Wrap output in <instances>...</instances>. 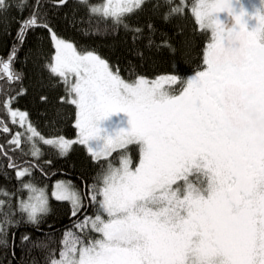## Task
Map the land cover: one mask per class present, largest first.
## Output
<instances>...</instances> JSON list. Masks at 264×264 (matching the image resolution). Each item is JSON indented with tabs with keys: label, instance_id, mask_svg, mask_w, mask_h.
Returning a JSON list of instances; mask_svg holds the SVG:
<instances>
[{
	"label": "snow or ice",
	"instance_id": "snow-or-ice-1",
	"mask_svg": "<svg viewBox=\"0 0 264 264\" xmlns=\"http://www.w3.org/2000/svg\"><path fill=\"white\" fill-rule=\"evenodd\" d=\"M67 3L53 0L54 7ZM79 3L87 5V0ZM147 3L104 0L88 6L89 20L95 19L98 31L101 24L105 32L122 26L135 44L144 30L130 26L126 18ZM26 6L27 0L16 5L21 13ZM9 7L7 0H0V14ZM262 9L264 0L253 13L241 0H196L191 8L194 22L210 38L195 73L185 76L178 69L149 79L133 70L134 78L125 79L119 65L96 50L78 48L59 36L42 0H34L29 15L16 21L9 54L0 58V79L9 84L22 81L14 68L18 51L30 32L47 30L54 52L44 67L64 86L61 103L75 106L76 137L46 138L27 112L12 106L25 90L5 94L3 111L22 131L7 141L19 156L14 159L2 145L0 155L28 196L13 205L14 193L0 189V243L7 247L8 228L18 222L17 212L20 222L39 226L50 211L46 186L24 181L36 170L43 172L40 145L51 146L59 156L82 145L101 172L92 184L85 183L83 192L71 181L54 185L51 197L70 204L77 231H65L59 258L49 252L46 264H264ZM183 10V0L170 8L171 13ZM221 13L227 17L222 19ZM249 20L255 21L251 30ZM147 28L149 49L175 54L169 38L157 43L153 25ZM136 54L143 57L142 51ZM121 113L128 117L126 127L121 121L103 123ZM0 132H11L3 119ZM129 146L139 151L135 166ZM43 163L50 165L51 160ZM85 200L94 208L92 216L87 215ZM30 240L27 234L21 236L22 243ZM32 246L43 247L40 241Z\"/></svg>",
	"mask_w": 264,
	"mask_h": 264
},
{
	"label": "trees",
	"instance_id": "trees-1",
	"mask_svg": "<svg viewBox=\"0 0 264 264\" xmlns=\"http://www.w3.org/2000/svg\"><path fill=\"white\" fill-rule=\"evenodd\" d=\"M10 7L6 14H0V58L9 54L15 32L16 21L27 17L32 10L34 0H27L23 13L16 7L21 0H7ZM104 0H87V5L79 0H68L66 5L54 7L53 0H42L48 13L50 26L61 37L73 41L78 48L96 50L101 56L113 65H119L121 76L125 79L134 78L132 71L153 79L160 75L173 74L179 69L181 74L188 76L196 71L203 62V49L210 38V33L198 30L191 8L196 0H183V12L171 13L170 8L181 5L182 0H148L143 10L126 18L130 26L143 28V38L135 44L131 33L121 26L116 32L103 31L101 24L97 30L95 19L89 20V5H99ZM169 14L165 21L163 16ZM110 23V22H109ZM148 24H152L155 35L153 39L159 43L167 37L175 46L176 52L171 55L167 49L157 52L155 48L149 49L147 38ZM137 50L143 52V57L136 54ZM54 52L52 42L47 30L38 29L28 34L27 40L19 49L14 64L15 70L23 77L22 81L9 84L6 79H0V119H3L11 129L10 133L0 132V145L15 159L19 152L13 153L7 141L12 134L22 131L12 124L2 108L5 94L16 95L22 87L25 92L16 97L12 105L29 114V119L46 138L63 135L67 139H75L76 129L75 106L61 103L60 97L65 95L64 86L57 77L50 75L44 67ZM41 97H46L42 100ZM44 155L40 160L43 172L36 170L31 177H25V182H31L37 187H45L49 195L50 211L42 218L39 226L21 221V215L16 213L14 219L18 221L8 228V245L0 243V264H46L49 252H54L59 258V251L63 247L64 233L73 228L77 217L71 216V206L68 202H61L51 197V192L57 181H71L77 190L84 191L86 184H92L101 172L100 164L94 163L82 145H74L66 156H59L51 146L40 145ZM129 155L133 166L139 160V151L135 146H129ZM27 150V149H26ZM117 154L113 153V157ZM30 159V157H24ZM51 160L50 165L44 161ZM19 162V161H18ZM118 163V161H117ZM8 160L0 155V189L14 193L12 203L15 205L19 199H26L28 192L22 189L21 183L16 180L15 172L7 168ZM7 174V176L5 175ZM46 173V174H45ZM0 199L4 197L0 196ZM84 203L88 205V201ZM7 211V209H4ZM94 208L87 207V215L92 216ZM79 219L84 218V212L78 213ZM2 218V215H0ZM26 221V217H24ZM15 233L13 242L12 234ZM27 234L31 240L21 242V236ZM4 237L0 235V240ZM33 241H40L43 247H33Z\"/></svg>",
	"mask_w": 264,
	"mask_h": 264
},
{
	"label": "rangeland",
	"instance_id": "rangeland-1",
	"mask_svg": "<svg viewBox=\"0 0 264 264\" xmlns=\"http://www.w3.org/2000/svg\"><path fill=\"white\" fill-rule=\"evenodd\" d=\"M241 3L244 5V7H245L247 12L253 13L256 10L257 6H258L259 0H241ZM220 16H221L222 19H224L225 17H227V13H221ZM248 25H251L252 28L255 27V21L254 20H249L248 21ZM66 40H68V39H66ZM68 41H71V40H68ZM71 42H73V41H71ZM127 120H128V117L125 114L121 113V114H119L117 116L111 117L110 121H105L103 123L104 124H112L113 122L121 121L122 122L121 126H125L126 127L127 126ZM190 179H194V178L190 177Z\"/></svg>",
	"mask_w": 264,
	"mask_h": 264
},
{
	"label": "flooded vegetation",
	"instance_id": "flooded-vegetation-1",
	"mask_svg": "<svg viewBox=\"0 0 264 264\" xmlns=\"http://www.w3.org/2000/svg\"><path fill=\"white\" fill-rule=\"evenodd\" d=\"M260 7H261V0H259V3H258L257 8H260ZM262 10H264V9H262ZM248 27H249V30L252 29V26L251 25H248ZM194 73H195V71L191 75H193Z\"/></svg>",
	"mask_w": 264,
	"mask_h": 264
}]
</instances>
